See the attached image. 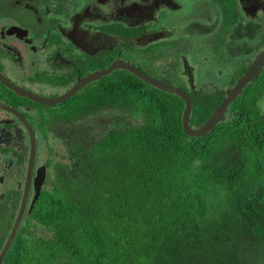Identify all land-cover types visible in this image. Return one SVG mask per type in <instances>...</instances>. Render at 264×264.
Instances as JSON below:
<instances>
[{"label": "flooded vegetation", "instance_id": "obj_1", "mask_svg": "<svg viewBox=\"0 0 264 264\" xmlns=\"http://www.w3.org/2000/svg\"><path fill=\"white\" fill-rule=\"evenodd\" d=\"M182 1L0 0V255L13 234L0 264L10 252L25 258L24 238L32 245L34 236L51 237L36 215L46 193L76 192L99 172L115 175V130L128 135L157 121L153 112L160 121L178 111L181 97L158 83L191 96L189 124L197 128L264 53V0H214L186 19L179 15L201 0ZM215 40L227 64L199 80L198 64L220 59L207 54ZM158 97L165 107L156 109ZM196 100L219 102L195 114ZM224 116L264 150V64ZM36 222L48 236L35 234ZM189 237H178L184 254L197 244L191 238L189 249Z\"/></svg>", "mask_w": 264, "mask_h": 264}, {"label": "trees", "instance_id": "obj_2", "mask_svg": "<svg viewBox=\"0 0 264 264\" xmlns=\"http://www.w3.org/2000/svg\"><path fill=\"white\" fill-rule=\"evenodd\" d=\"M179 99L178 111L159 122L116 132L115 175L99 172L76 192L46 193L43 203L51 202L39 213L52 235L42 242L59 244L61 255L36 253L27 237L25 258L11 252L5 264H264V150L252 136L243 141L237 118L187 135ZM218 102L196 100L195 114ZM174 227L190 236L189 249L191 238L197 243L192 252L176 253L182 241L171 239Z\"/></svg>", "mask_w": 264, "mask_h": 264}, {"label": "water", "instance_id": "obj_3", "mask_svg": "<svg viewBox=\"0 0 264 264\" xmlns=\"http://www.w3.org/2000/svg\"><path fill=\"white\" fill-rule=\"evenodd\" d=\"M264 64V53L261 54L250 66L247 72L240 77V79L237 81L235 87L231 89L226 97L223 99L221 104L217 106L211 116L199 127L193 128L189 124L190 120V113H191V108H192V98L191 96L185 92L182 88L180 87H173L170 85H166L163 83H158V86L162 87L164 90L169 91L170 93L177 94L180 96L184 102H185V108L183 110V115H182V125H183V130L184 132L189 135V136H194V137H201L203 135H206L208 132L211 130H214L215 126L223 121L225 119L224 113L226 111L227 106L235 99V97L242 91L243 87L251 80H253L256 76L258 71L261 69L262 65ZM21 213L19 214L16 226L20 220ZM15 226V227H16ZM12 236L8 240V243L4 250L2 251L0 255V262L5 255V252L7 251L11 241H12Z\"/></svg>", "mask_w": 264, "mask_h": 264}, {"label": "rangeland", "instance_id": "obj_4", "mask_svg": "<svg viewBox=\"0 0 264 264\" xmlns=\"http://www.w3.org/2000/svg\"><path fill=\"white\" fill-rule=\"evenodd\" d=\"M186 0H183L182 2H185ZM205 1V2H204ZM211 2H214V0H201L199 1L198 3L194 2L192 4H188V6L186 7L185 11L183 13H181L179 16L182 18V19H186V18H189L191 17L192 15L194 14H197V12L202 8L204 7V4H208V3H211ZM228 8L231 7V3L229 2L227 4ZM201 7V8H200ZM168 14H165L163 16H166ZM226 21H230L231 19V12L229 10H227L226 12ZM165 22L169 23L172 21V18L171 17H166L164 19ZM216 41V44L213 45V47L207 52V54L211 55V56H214V57H218L220 58L219 61H211L209 63H199L198 64V69H197V77L199 80H202V81H206L208 79H210L212 76H214L215 74V70L216 68H225L227 62L224 60V58L222 57V54L221 52L218 50V47H219V44H220V47H221V43L217 40ZM191 58L194 60V61H197V59L195 58V54H196V51H191ZM216 57V58H217ZM161 96L163 98H171L173 97L172 95H169L165 92H160ZM150 116H153V117H156L157 119V122H159V118L157 117V115L155 113H151ZM152 122V121H149V123ZM157 125V124H156ZM117 130H115L113 132V135L111 136V138H113L116 134ZM110 138V140H111ZM42 204V203H41ZM42 205H45L46 204H42ZM41 205L39 204V207H38V212L36 213V215L39 213L40 211V207ZM35 218V217H34ZM39 220V219H37ZM37 228L34 229V232L37 236H48L49 234L45 233L43 231V228H41L39 225H37V222H36V225H35ZM51 229V228H49ZM52 230V229H51ZM187 235V233H185V236ZM170 237L173 241H176L178 240V237H179V231L176 227L173 228V230L171 231V234H170ZM42 238H39V237H36L34 236L33 237V243L36 245L35 248H38V249H35V252L36 253H40V251H43V254L46 250H52L53 252H49L51 253V255L55 254V256H59L61 255L62 253L59 252V244H51L50 248L48 247L47 249H44V244L43 243H50L48 241L46 242H42ZM15 244H13L14 246ZM178 249V248H177ZM48 253V254H49ZM177 254H184L180 249L177 250L176 252ZM11 254V252L7 255V258L8 256ZM158 255H163V249L160 250L159 254Z\"/></svg>", "mask_w": 264, "mask_h": 264}]
</instances>
